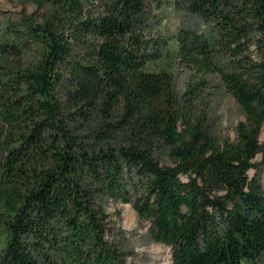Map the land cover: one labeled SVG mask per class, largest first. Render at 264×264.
Wrapping results in <instances>:
<instances>
[{
	"label": "trees",
	"instance_id": "16d2710c",
	"mask_svg": "<svg viewBox=\"0 0 264 264\" xmlns=\"http://www.w3.org/2000/svg\"><path fill=\"white\" fill-rule=\"evenodd\" d=\"M204 31L176 57L217 74L243 114L218 141L172 74L146 64L145 0H40L0 39V264H124L110 202L173 264H264V0H173ZM36 57L27 62L25 52Z\"/></svg>",
	"mask_w": 264,
	"mask_h": 264
},
{
	"label": "rangeland",
	"instance_id": "374dc122",
	"mask_svg": "<svg viewBox=\"0 0 264 264\" xmlns=\"http://www.w3.org/2000/svg\"><path fill=\"white\" fill-rule=\"evenodd\" d=\"M40 0H0V39L6 23L17 20L21 14L39 17L47 10ZM146 25L143 39L151 44L157 43V50L150 51L146 64L147 71H168L172 74L175 91L183 97L191 84L201 79L206 85L193 89L198 97L194 109L204 122L208 133L218 141L235 139V127L243 120V114L226 92L219 77L215 73L202 75L186 62L176 57L177 33L179 29L204 31V25L196 16L189 15L174 5L173 0H145ZM31 49L24 54V59L31 62L36 57ZM264 148V125L260 135ZM254 163L257 169L249 171V177L257 176L264 189V155H258ZM111 226L122 232V248L125 254L124 264H173L170 248L154 243L148 234V223L138 219L130 205L110 202L107 206ZM5 241V234L0 229V249ZM264 259V256H263Z\"/></svg>",
	"mask_w": 264,
	"mask_h": 264
}]
</instances>
